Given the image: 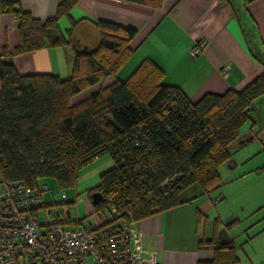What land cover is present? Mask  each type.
<instances>
[{
  "label": "trees",
  "instance_id": "16d2710c",
  "mask_svg": "<svg viewBox=\"0 0 264 264\" xmlns=\"http://www.w3.org/2000/svg\"><path fill=\"white\" fill-rule=\"evenodd\" d=\"M128 1L158 8L165 0ZM76 2L61 0L55 13L42 20L15 0L0 1V10L16 18L18 33L16 45L0 51L2 176L30 186L51 177L69 187L83 165L109 154L113 165L90 189L91 209L106 208L110 214L114 207L130 212L135 221L179 204V193L192 184L206 193L220 187L218 167L231 159L229 148L251 118L255 99L264 95V71L239 90L207 92L195 101L178 86L163 83V70L149 59L120 80L116 76L132 53L129 43L136 29L99 19L98 44L79 47L72 35L77 22L69 17ZM63 15L70 19L65 33L57 23ZM64 45L72 49L66 77L21 74L13 63L15 54ZM109 77L113 80L104 83ZM93 192L102 196L96 204L91 203ZM70 218L75 219L71 212ZM218 227L216 221L214 236L199 242L213 250V258L197 264L238 261L236 244Z\"/></svg>",
  "mask_w": 264,
  "mask_h": 264
},
{
  "label": "crops",
  "instance_id": "0c3cea01",
  "mask_svg": "<svg viewBox=\"0 0 264 264\" xmlns=\"http://www.w3.org/2000/svg\"><path fill=\"white\" fill-rule=\"evenodd\" d=\"M15 1L43 20L55 13L61 0ZM69 17L77 22L72 32L75 43L88 49L99 42L96 20L135 28L129 43L132 53L116 78L125 79L142 61L149 59L163 70V83L178 86L192 101L207 92L239 90L264 71V0H165L158 8L128 0H77ZM57 23L63 33L70 27V19L64 15ZM199 39L205 43L202 51L193 55L189 48ZM17 41L16 18L0 10V51L5 47L12 49ZM71 57L72 49L67 45L40 47L15 54L13 63L21 74L54 73L62 77L70 74ZM226 64L230 70L224 75L221 68ZM112 80L106 78L104 83ZM250 115L252 125L245 131L240 129L238 140L231 146L232 154L244 149L248 142L259 140V135L264 136V95L255 99ZM246 152L250 154L248 159L256 154L261 156L252 170L264 172L260 170L264 166V143L259 144L254 154L249 148ZM227 163L230 168L237 165L232 158ZM217 197L223 200L213 204ZM179 199L181 202L171 208L136 220L132 228L133 240L155 250L158 264H197L212 259L213 250L199 247V242L214 236L216 221L218 228H224L237 246L238 261L234 264L242 263L238 249H243V245L254 255L242 252V259L248 260V264H264V245H261L264 227L247 235L238 245L230 228L239 219L221 207L222 201L228 199L220 187L206 193L195 183L183 189ZM91 212L94 223L109 215L108 211ZM87 264L96 263L89 260Z\"/></svg>",
  "mask_w": 264,
  "mask_h": 264
},
{
  "label": "built area",
  "instance_id": "2783aa9c",
  "mask_svg": "<svg viewBox=\"0 0 264 264\" xmlns=\"http://www.w3.org/2000/svg\"><path fill=\"white\" fill-rule=\"evenodd\" d=\"M204 43L197 40L189 52L199 54ZM44 189L0 173V264H158L155 250L133 240L130 212L111 207L100 223H80L66 202L44 203Z\"/></svg>",
  "mask_w": 264,
  "mask_h": 264
},
{
  "label": "rangeland",
  "instance_id": "374dc122",
  "mask_svg": "<svg viewBox=\"0 0 264 264\" xmlns=\"http://www.w3.org/2000/svg\"><path fill=\"white\" fill-rule=\"evenodd\" d=\"M64 75L62 77H66ZM87 92L88 90H85L77 94L73 98V102L79 101L89 95ZM251 121L252 119L247 120L242 125L241 131H245L249 128L250 125H252ZM258 139L264 143V136L259 135ZM259 140L248 142L245 147H243L244 149H239V151H236L234 154H232L234 149L229 148L232 154L231 158L237 161V165L230 168L227 165V161H225L218 167L221 182L220 190L228 199L227 201H222L221 207H223L227 214H233L239 219V222L230 228V231L234 233L235 241L238 245L239 243L241 244L247 235H251L258 228L264 227V172L254 173L252 170L257 158H261V156L256 154L248 159L250 154L246 152L249 148L252 154H254L261 143ZM262 162H264V160H262ZM112 165L113 161L109 154L105 153L97 156L80 168L73 185L69 187L60 186L56 180L51 177L40 178L38 180V185L40 187L44 185L47 186V189L42 191L44 203L48 204L54 201L75 200L74 203L66 204L70 209L71 216L73 218L76 216L80 217L84 223L91 221L92 207L89 202L90 189L99 183L100 174L109 169ZM260 170L264 171V166H262ZM257 180H259V184H256ZM220 200H223V198ZM103 212H107V209H102L100 213L103 214ZM255 221L257 223H254ZM261 245H264V243ZM250 250L251 249L245 245H243V249H238V255L242 262L240 264L249 263L248 260L242 259V252L250 254L252 252V250Z\"/></svg>",
  "mask_w": 264,
  "mask_h": 264
},
{
  "label": "water",
  "instance_id": "95a60500",
  "mask_svg": "<svg viewBox=\"0 0 264 264\" xmlns=\"http://www.w3.org/2000/svg\"><path fill=\"white\" fill-rule=\"evenodd\" d=\"M102 199V196L99 192H93L91 194V203L96 204Z\"/></svg>",
  "mask_w": 264,
  "mask_h": 264
}]
</instances>
